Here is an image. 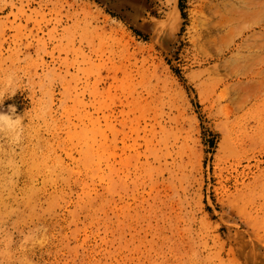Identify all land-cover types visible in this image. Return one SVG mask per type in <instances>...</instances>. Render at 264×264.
<instances>
[{"label": "rangeland", "instance_id": "374dc122", "mask_svg": "<svg viewBox=\"0 0 264 264\" xmlns=\"http://www.w3.org/2000/svg\"><path fill=\"white\" fill-rule=\"evenodd\" d=\"M242 1L0 0V110L25 116L0 264H264V1Z\"/></svg>", "mask_w": 264, "mask_h": 264}, {"label": "clouds", "instance_id": "9594fccd", "mask_svg": "<svg viewBox=\"0 0 264 264\" xmlns=\"http://www.w3.org/2000/svg\"><path fill=\"white\" fill-rule=\"evenodd\" d=\"M14 76L8 79L10 91H0V106L4 104L6 98L13 97L17 90L13 87ZM25 133V116L17 112L14 104L8 105L6 110H0V137L8 141L10 145H19L24 139Z\"/></svg>", "mask_w": 264, "mask_h": 264}, {"label": "bare ground", "instance_id": "6f19581e", "mask_svg": "<svg viewBox=\"0 0 264 264\" xmlns=\"http://www.w3.org/2000/svg\"><path fill=\"white\" fill-rule=\"evenodd\" d=\"M231 1V0H230ZM241 1V0H240ZM259 1H261V0H259ZM259 1L257 0H247V1H242L243 2V4L246 6V8H252V7H254L255 8V6L257 5V4H259ZM264 1V0H263ZM236 2V1H235ZM234 2V3H235ZM240 3V2H239ZM239 5V4H238ZM241 5V4H240ZM243 5V6H244ZM260 6V5H259ZM258 6V7H259ZM243 10H245L244 8H243ZM242 10V8L240 9V11H243ZM248 10V9H247ZM237 12V11H236ZM239 14V13H238ZM240 15V14H239Z\"/></svg>", "mask_w": 264, "mask_h": 264}]
</instances>
